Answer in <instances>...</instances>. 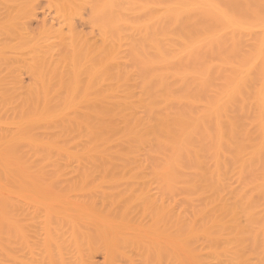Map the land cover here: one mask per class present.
<instances>
[{
	"label": "bare ground",
	"instance_id": "bare-ground-1",
	"mask_svg": "<svg viewBox=\"0 0 264 264\" xmlns=\"http://www.w3.org/2000/svg\"><path fill=\"white\" fill-rule=\"evenodd\" d=\"M35 1L0 0V104L8 113L0 119L1 214L9 231L24 214L15 181L37 177L77 210L57 222L114 214L141 228L120 234L125 255L264 264V0H55L78 65L54 63L50 35L32 36L25 19L35 17ZM75 7L89 9L97 38L74 32ZM43 23L46 34L55 26ZM77 193L83 199L70 202L66 194ZM150 208L152 227L142 226Z\"/></svg>",
	"mask_w": 264,
	"mask_h": 264
},
{
	"label": "rangeland",
	"instance_id": "rangeland-1",
	"mask_svg": "<svg viewBox=\"0 0 264 264\" xmlns=\"http://www.w3.org/2000/svg\"><path fill=\"white\" fill-rule=\"evenodd\" d=\"M56 4L57 2L55 0H36L34 3L35 17L25 19L27 27L37 41L50 35L46 44L50 46V60L54 63L58 60H62L63 64H66L71 58V64L72 61H74V63L78 65L80 63V55L71 54V50L68 49L70 48L68 38L69 31L66 26L60 23L58 17L60 14L56 8ZM72 11L71 15L73 16L71 17V25L74 28V32L81 35L83 38H97V32L90 27L89 9H87V7H75ZM44 21L47 24L51 22L55 23V26L50 31H47V34L44 32L42 26ZM15 42L16 41H10L11 44ZM20 58V54L12 56V59L17 62H19ZM21 79L23 86L26 88L33 83L29 74L22 73ZM80 89L79 92H81H77L79 94L76 95L82 93V89ZM6 106L0 104V119L7 118L8 116ZM1 176L0 174V258H4L6 254L9 256L5 264H72V262L74 264H171L172 262L175 264H199L198 260L197 263L194 260L200 258L189 260V258L180 252H178L180 255L177 253L178 258H175L176 256L174 257L176 261L174 258L169 257L172 262L167 259L168 256L164 255L165 253L157 257L154 255L148 256L147 254L141 255L136 253V250H130L131 253L129 255L131 257L125 255L123 252L127 249L126 252L128 253L129 248L123 245L126 247H124L125 249L123 250V243H121L122 241L119 242L122 239V235L120 234L131 236L136 234V230L138 234L141 228L133 223L120 222L114 218H109L110 216H114L113 212V215H110L111 213L109 212L108 215L110 216L108 217V215L106 216L102 211V215L110 219L108 221V218L104 221L105 219L102 220L94 217L97 220L72 223L67 221H65L66 223L57 222L58 218L65 215H75L77 210L66 202L59 203L60 200L58 201L56 199L57 195L52 194L53 190H50L53 185L47 187V185H44L40 181L42 178L37 177L26 178L27 182L23 185L18 183V179L15 181L13 185L14 204L20 207H22L23 204L24 206L22 208L24 214L21 216L18 215L17 222L13 224L12 227L10 226L12 230L9 231V226L4 222V218L1 214L3 207L1 205L2 194L6 189V184H4V179ZM49 178L53 180L54 177H48L47 179ZM77 179L78 178L74 176L65 177L67 182L77 181ZM61 188L65 194L67 190L63 186ZM61 188H59L60 191H58L57 194H59V192L62 194L63 191H61ZM52 189H54V187H52ZM55 192H57L56 188L53 193ZM66 196L69 198L70 202L83 199L81 193L66 194ZM178 204L179 202L175 204L176 208H178ZM149 210L147 211L150 213L146 211L147 213L144 215L142 226L147 227L149 225L148 227H152L148 217L150 221L154 220L152 216L156 218L155 212H153L151 208ZM148 214L153 215L150 216ZM45 216L49 218L45 219ZM92 222L93 224H91ZM101 229H103V231ZM152 229H154V227ZM155 229L158 230V227H155ZM148 235H146V238L149 239L151 245H162L169 249L168 241L165 238L156 239L155 235V240L153 239L154 243H152L151 234ZM119 238L121 239L119 240ZM132 239L134 240V238H129V240ZM151 240L152 242H150ZM162 246L159 247L162 248Z\"/></svg>",
	"mask_w": 264,
	"mask_h": 264
}]
</instances>
